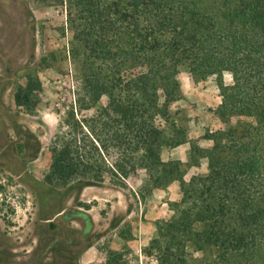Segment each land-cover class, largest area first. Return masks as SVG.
<instances>
[{
    "label": "trees",
    "instance_id": "1",
    "mask_svg": "<svg viewBox=\"0 0 264 264\" xmlns=\"http://www.w3.org/2000/svg\"><path fill=\"white\" fill-rule=\"evenodd\" d=\"M66 16L84 97L91 106L102 96L107 102L88 119L66 112L67 127L75 122L80 132L56 137L46 179L102 182L107 172L121 181L137 166L171 172L159 150L168 130L171 144L184 137L169 109L182 95L179 67L201 78L215 74L220 118L245 121L205 136L213 146L209 174L195 190L201 204L165 224L166 235L159 226L167 239L153 243L160 264H186L172 249L192 236L199 249L211 245L223 259L249 261L264 241V0H68ZM224 71L232 74L230 85ZM40 87L30 78L15 103L28 105Z\"/></svg>",
    "mask_w": 264,
    "mask_h": 264
},
{
    "label": "rangeland",
    "instance_id": "2",
    "mask_svg": "<svg viewBox=\"0 0 264 264\" xmlns=\"http://www.w3.org/2000/svg\"><path fill=\"white\" fill-rule=\"evenodd\" d=\"M67 1L0 0V264H160L153 241L163 245L167 236L159 226L166 235L165 224L181 211L195 214L201 204L195 190L209 174L213 146L205 136L245 118L221 119L217 75L201 78L181 65L182 95L169 109L184 137L171 144L168 130L169 141L159 150L174 170L137 166L121 181L107 172L102 182L47 180L56 137L80 132L75 122L67 127L66 112L88 119L107 102L102 96L91 106L84 97L77 59L70 55ZM30 78L41 87L28 105H17L14 94ZM222 81L230 85L232 74L224 71ZM107 159L113 162L114 154ZM195 240L172 249L186 264H264V241L246 261L223 259L215 247L199 249ZM109 251L119 254L109 259Z\"/></svg>",
    "mask_w": 264,
    "mask_h": 264
}]
</instances>
